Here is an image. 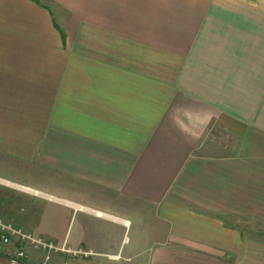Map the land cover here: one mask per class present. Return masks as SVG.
Masks as SVG:
<instances>
[{
	"label": "crops",
	"instance_id": "obj_1",
	"mask_svg": "<svg viewBox=\"0 0 264 264\" xmlns=\"http://www.w3.org/2000/svg\"><path fill=\"white\" fill-rule=\"evenodd\" d=\"M0 194L67 264H264V0H0Z\"/></svg>",
	"mask_w": 264,
	"mask_h": 264
},
{
	"label": "rangeland",
	"instance_id": "obj_2",
	"mask_svg": "<svg viewBox=\"0 0 264 264\" xmlns=\"http://www.w3.org/2000/svg\"><path fill=\"white\" fill-rule=\"evenodd\" d=\"M8 178L12 180H16L18 182H30V180L26 179L25 175H7ZM10 176V177H9ZM33 186H37L36 188H40L41 190H46L50 193L57 194L60 196H64L67 198H71L70 194H64V191L55 190L54 188H47L46 186L38 185L37 183ZM24 196L19 194L15 195H7V194H0V222L3 224L11 225L16 229L22 230L23 233L31 234L33 237H38L40 239L45 240L49 239L54 245L59 244L56 242L57 240H62L65 236L69 237V242L72 238V230H73V222L74 217L72 212L67 209H63L54 204H49L47 202L42 201L41 203L38 200L33 199L34 201L40 203L43 207H41V212H44V217L40 220V224L37 216L39 210V206L32 204L25 201ZM46 209H43L45 208ZM129 220H134L133 218L129 217ZM76 224V223H75ZM76 226V225H75ZM247 230L250 229L254 231L257 236H260V232L264 228L262 226H246ZM120 236L122 238H126L130 241L133 240L134 235V227L131 230H121ZM263 238L264 236L261 235ZM43 237V238H42ZM125 243V242H124ZM125 245V244H123ZM13 247L2 248V253L0 252V264L2 261L6 262L5 254H9L14 251ZM27 253L30 255V263L31 264H38L43 258L44 253L36 250L32 247L25 246ZM67 248V247H66ZM127 246H124L126 249ZM51 260L54 264H67L70 263L71 255L72 254H61L60 252H52ZM63 255H65L63 257Z\"/></svg>",
	"mask_w": 264,
	"mask_h": 264
},
{
	"label": "built area",
	"instance_id": "obj_3",
	"mask_svg": "<svg viewBox=\"0 0 264 264\" xmlns=\"http://www.w3.org/2000/svg\"><path fill=\"white\" fill-rule=\"evenodd\" d=\"M15 247L14 251L7 254L5 264H31L30 255L25 246L32 247L44 253L38 264H54L51 260L52 252L74 254L70 249L58 248L52 242L33 237L31 234L23 233L11 225L0 222V252L2 248Z\"/></svg>",
	"mask_w": 264,
	"mask_h": 264
}]
</instances>
